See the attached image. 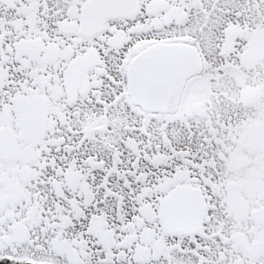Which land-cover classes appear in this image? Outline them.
Masks as SVG:
<instances>
[{
    "label": "snow or ice",
    "instance_id": "obj_1",
    "mask_svg": "<svg viewBox=\"0 0 264 264\" xmlns=\"http://www.w3.org/2000/svg\"><path fill=\"white\" fill-rule=\"evenodd\" d=\"M0 264H264V0H0Z\"/></svg>",
    "mask_w": 264,
    "mask_h": 264
}]
</instances>
